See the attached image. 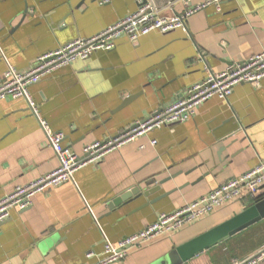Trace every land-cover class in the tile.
I'll list each match as a JSON object with an SVG mask.
<instances>
[{
  "label": "crops",
  "instance_id": "1",
  "mask_svg": "<svg viewBox=\"0 0 264 264\" xmlns=\"http://www.w3.org/2000/svg\"><path fill=\"white\" fill-rule=\"evenodd\" d=\"M200 1L175 0L158 15L171 17ZM136 8L135 0H0V80L9 66L23 72L38 56L90 38ZM263 50L264 0H222L218 8L208 5L189 15L185 29L152 30L135 42L119 37L112 49L56 68L29 91L39 116L81 154L84 146L121 133L210 73ZM260 160L264 77L259 84L235 85L227 99H207L193 117L121 144L75 170L69 181L34 194L27 208L11 209L0 222V264H85L93 260L85 258L87 251L100 252L105 241L116 245L160 213L175 211ZM57 164L27 102L0 99V197ZM125 193L126 199L115 201ZM263 197L264 188L257 198L246 194L111 264H165L173 247ZM247 228L245 236L260 234L263 246L264 218ZM224 241L180 264H230L232 244Z\"/></svg>",
  "mask_w": 264,
  "mask_h": 264
},
{
  "label": "built area",
  "instance_id": "2",
  "mask_svg": "<svg viewBox=\"0 0 264 264\" xmlns=\"http://www.w3.org/2000/svg\"><path fill=\"white\" fill-rule=\"evenodd\" d=\"M221 1L202 0L180 14L164 17L158 15V8L152 0H135L137 4L135 11L94 36L87 39H74L38 56L32 67L23 72L9 66L0 80V99L23 98L27 102L32 114L43 129L58 164L52 171L24 185H16L10 193L0 197V222L9 217L11 209H25L30 206L31 197L34 194L69 181L75 170L88 163L99 162L106 152L121 144L152 129L180 123L193 117L197 107L204 101L213 96L227 99L233 87L239 83L259 84L264 77V50L249 57L244 62L232 63L221 70L210 73L204 80L194 83L173 101L159 107L141 120L135 121L121 133L84 146L81 154H77L66 147L63 143L64 134L53 131L39 116L38 107L31 97L29 86L36 83L44 75L75 59H85L97 49L110 50L114 47L115 40L122 36L135 42L140 36L152 30L166 32L175 28L185 29L189 15L208 5H214L218 8ZM263 188L264 160H260L251 169L227 179L175 211L160 213L154 222L129 236L123 237L116 245L105 241L102 243L100 252L87 251L85 258L93 260L85 264L119 262L132 249L142 247L162 235L177 232L186 225L210 214L215 209L241 199L246 194L257 198L262 194ZM263 259L264 245L245 258L232 260L230 264H258Z\"/></svg>",
  "mask_w": 264,
  "mask_h": 264
},
{
  "label": "water",
  "instance_id": "3",
  "mask_svg": "<svg viewBox=\"0 0 264 264\" xmlns=\"http://www.w3.org/2000/svg\"><path fill=\"white\" fill-rule=\"evenodd\" d=\"M175 0H152L154 5L159 9ZM134 191V190H133ZM129 194L125 193L115 201L126 199ZM114 201V202H115ZM264 218V197L258 199L242 211L231 216L230 218L216 224L206 231L185 241L184 243L173 247L164 255L165 264H180L195 255L211 248L212 246L224 241L225 239L237 234L250 225Z\"/></svg>",
  "mask_w": 264,
  "mask_h": 264
},
{
  "label": "trees",
  "instance_id": "4",
  "mask_svg": "<svg viewBox=\"0 0 264 264\" xmlns=\"http://www.w3.org/2000/svg\"><path fill=\"white\" fill-rule=\"evenodd\" d=\"M251 231V228L245 229L243 232H240L239 234L235 235L234 237H231L227 240H225L222 244H228L231 243L232 246H228V249L231 252V256L234 259H240L242 256L248 254L258 246H262V243L260 242V237L256 232L252 231V234L245 236L247 233ZM242 238V243L240 244H234L232 241H236L238 238ZM264 244V243H263Z\"/></svg>",
  "mask_w": 264,
  "mask_h": 264
}]
</instances>
